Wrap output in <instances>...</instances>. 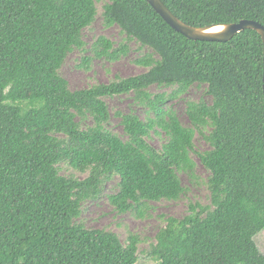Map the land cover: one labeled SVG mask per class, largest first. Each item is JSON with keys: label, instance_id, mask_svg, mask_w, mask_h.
I'll return each instance as SVG.
<instances>
[{"label": "trees", "instance_id": "1", "mask_svg": "<svg viewBox=\"0 0 264 264\" xmlns=\"http://www.w3.org/2000/svg\"><path fill=\"white\" fill-rule=\"evenodd\" d=\"M162 1L197 27L264 25V0ZM98 3L103 25L123 35L118 45L100 35L87 48ZM131 41L147 48L134 59L142 73L76 90L61 75L75 49L91 52L77 65L89 70L94 58L127 56ZM263 51L253 29L227 42L188 39L147 0H0V264H136L140 236L124 243L87 227L83 204L118 179L110 203L143 217L148 202L181 197L193 153L209 172V202L167 217L150 254L157 264H264L255 239L264 230ZM194 85L211 101L188 100L185 126L167 103ZM120 95L146 108L145 117L117 113L123 136L107 103ZM161 133L166 141L155 147L149 139ZM198 134L209 149L196 150Z\"/></svg>", "mask_w": 264, "mask_h": 264}, {"label": "rangeland", "instance_id": "2", "mask_svg": "<svg viewBox=\"0 0 264 264\" xmlns=\"http://www.w3.org/2000/svg\"><path fill=\"white\" fill-rule=\"evenodd\" d=\"M99 15L95 22L85 30L84 36L87 48L100 35H105L112 39L118 45L123 35L117 26L106 27L102 23L101 11L102 4L98 3ZM147 52V48H142L137 41L130 42V52L127 56L115 62H108L94 58L89 70L81 69L77 65L82 56L90 55V51L73 50L61 68V75L68 80L72 90L81 89L92 84L106 83L116 76L128 77L142 73L146 69L137 65L134 59L139 55ZM172 88L152 86L151 92L170 93ZM206 100L211 101V97L205 93L204 85H194L187 94L178 98L170 99L167 106L172 108L178 115L179 119L185 126H190V120L186 114V104L188 100ZM107 103L112 112L111 128L123 136V128L120 123V117L117 113L137 112L141 117H145L146 108L133 101L132 95H120L108 97ZM155 147H161L166 141L164 133L153 134L149 139ZM210 148L206 139L198 134L196 137V150L204 151ZM196 162L195 169L192 173L181 172L180 177L184 185V193L177 200H162L159 202H148L145 216L140 217L137 213H119L109 201V195L116 191V182L118 179L109 181L101 197L97 200H88L83 204V211L80 221L90 228H103L112 230L118 234L120 239L125 243L128 241L130 234L140 236L139 258L136 264H157L155 257L150 254L151 244L155 242V236L158 230L165 225V219L170 216L182 218L188 213L189 204L209 202V191L206 181L209 172L200 163L196 153H193ZM72 170L65 168L63 173H70ZM81 177L85 175L78 174ZM256 242L259 249L264 252V230L256 236Z\"/></svg>", "mask_w": 264, "mask_h": 264}, {"label": "water", "instance_id": "3", "mask_svg": "<svg viewBox=\"0 0 264 264\" xmlns=\"http://www.w3.org/2000/svg\"><path fill=\"white\" fill-rule=\"evenodd\" d=\"M161 17L177 32L188 39L201 41L227 42L237 33L245 29L257 31L264 44V25L256 20L242 19L236 23L212 24L203 27L189 25L177 17L162 0H147ZM264 52V51H263ZM263 94H264V73H263Z\"/></svg>", "mask_w": 264, "mask_h": 264}]
</instances>
